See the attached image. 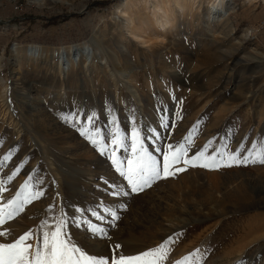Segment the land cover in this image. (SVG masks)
<instances>
[{"label":"rangeland","instance_id":"1","mask_svg":"<svg viewBox=\"0 0 264 264\" xmlns=\"http://www.w3.org/2000/svg\"><path fill=\"white\" fill-rule=\"evenodd\" d=\"M158 1L173 12L166 30L152 17L154 0H0V160L15 153L0 167V203L29 176L45 193L0 227V243L32 231L35 251L41 224L63 210L73 242L92 255L107 258L117 244L135 255L167 241L161 264L197 249L201 264H264V165L189 168L133 194L109 157L57 117L76 112L84 124L95 113L106 142L114 118L129 145L117 153L125 162L134 125L154 155L190 133L192 153L211 143L209 153L226 145L246 154L264 140V0H223L217 11L209 0H180L179 9ZM74 48L82 54L69 68L56 55ZM252 58L262 65L240 63ZM120 185L128 196L112 195Z\"/></svg>","mask_w":264,"mask_h":264},{"label":"snow or ice","instance_id":"2","mask_svg":"<svg viewBox=\"0 0 264 264\" xmlns=\"http://www.w3.org/2000/svg\"><path fill=\"white\" fill-rule=\"evenodd\" d=\"M108 112L111 114L112 110L108 109ZM77 115L76 112L57 113V117L62 123L76 127L82 137L102 155L109 157L115 171L126 182L127 188L133 194L142 193L159 180L175 178L189 168L215 171L234 166L264 165V140L259 144H253L252 149L246 154H242L243 148L239 152H234L230 151L226 145L209 153L208 149L211 143L202 150L192 153L191 146L194 139L190 133L184 138L186 143L169 144L166 149L157 147L154 151L159 155H154L145 147L141 132L135 125L131 130L130 155L125 162L118 157L117 153L121 149L128 150L129 145L125 143V133L121 131L114 118L110 121L113 125L110 133L111 139L106 142L100 128L95 126V113L90 114L87 117V123L84 124H81ZM163 119L162 126L167 128L166 118ZM155 138L160 139L159 135H156ZM14 154V152H9L4 155L3 159L0 160V167L11 161ZM19 172L20 168H17L12 176L8 177L9 182ZM42 184L43 180L38 176H29L14 199L0 203V227L23 213L26 205L44 197L45 193L40 189ZM129 194V191H125L124 185H120L112 193L114 196H128ZM49 210L51 211V209ZM77 211L79 210L77 209ZM104 211L111 216L113 221L119 219L115 211L109 208H104ZM61 212L62 214L55 218V224L49 225L48 221L41 224V235L35 237L37 240L35 251L32 250L33 246L29 243L35 236L32 231H26L15 242L0 243V264H161L167 257V241L155 249L141 251L135 255L121 252L119 244L115 245L114 250L107 258L102 255L89 254L73 242L72 237L66 231L69 221L65 218L66 214L63 213V210ZM92 215L103 220V217L95 211L92 212ZM72 223L74 224L75 221ZM45 228L48 230L44 231ZM86 231H89L93 236L104 238L107 236L103 229L91 224L88 225ZM6 235V232L0 231V237ZM201 260L202 257L197 249L185 256L183 260L177 261V264H201ZM238 264H243V261L238 262Z\"/></svg>","mask_w":264,"mask_h":264},{"label":"bare ground","instance_id":"3","mask_svg":"<svg viewBox=\"0 0 264 264\" xmlns=\"http://www.w3.org/2000/svg\"><path fill=\"white\" fill-rule=\"evenodd\" d=\"M173 2L179 9L180 8V0H173ZM160 5L161 4H160V2L158 0H156V1L154 0V4H152V9H153V14H152L153 16L152 17L155 19L156 23L158 24L157 26H158L159 29L166 30L167 29V25H168V14L169 13L172 14L173 12H172V10L170 8L166 9V8L160 6ZM118 14L121 15L120 17H122V18L125 15V13H123V12H118ZM125 17H127V16H125ZM130 24H131V22L127 25V27H131ZM138 30H135L134 28L128 29L130 37H132L133 39L138 38V36H140V33H139ZM140 32H141L142 35H144L146 33L143 30H140ZM74 49H76V48H74ZM87 49H88V47H87ZM29 52H30V56L31 57H36L39 54V49L35 48L34 50H29ZM84 52L88 53V50L85 49ZM69 54L72 57V62H71V60H69V57H68ZM81 54H82V50L81 49H76L73 52L71 50L70 53H65V54L60 51L58 53V55H56V57L60 61L66 62L67 66L70 68L72 64L74 65V59L77 58V60H78L79 57L81 56ZM262 60H263V58H252L251 60L249 59V60H246V61H240V63L245 64V65H249L250 63H254L255 65L257 64V67H258V66L262 65ZM5 91H6V87H4V89H3V92H5Z\"/></svg>","mask_w":264,"mask_h":264},{"label":"clouds","instance_id":"4","mask_svg":"<svg viewBox=\"0 0 264 264\" xmlns=\"http://www.w3.org/2000/svg\"><path fill=\"white\" fill-rule=\"evenodd\" d=\"M194 3H199V0H194ZM223 0H209L208 7L213 11L220 10L222 7Z\"/></svg>","mask_w":264,"mask_h":264}]
</instances>
